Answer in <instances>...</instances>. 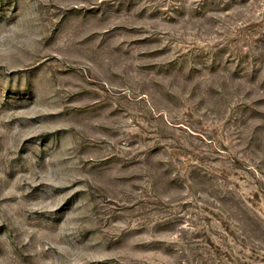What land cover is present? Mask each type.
Returning <instances> with one entry per match:
<instances>
[{"label":"rangeland","instance_id":"rangeland-1","mask_svg":"<svg viewBox=\"0 0 264 264\" xmlns=\"http://www.w3.org/2000/svg\"><path fill=\"white\" fill-rule=\"evenodd\" d=\"M0 264H264V0H0Z\"/></svg>","mask_w":264,"mask_h":264}]
</instances>
